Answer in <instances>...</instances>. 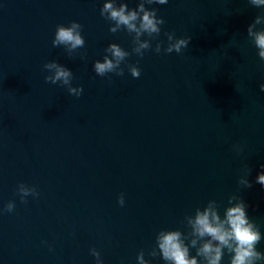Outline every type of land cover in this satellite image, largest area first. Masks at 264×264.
Listing matches in <instances>:
<instances>
[{
    "label": "water",
    "instance_id": "1",
    "mask_svg": "<svg viewBox=\"0 0 264 264\" xmlns=\"http://www.w3.org/2000/svg\"><path fill=\"white\" fill-rule=\"evenodd\" d=\"M105 2L0 0V264H97L92 249L103 264H138L141 251L166 264L149 254L159 231L187 234L185 217L212 200L223 217L233 195L264 237V187L255 183L264 171V61L247 34L264 8L248 0L146 4L165 23L141 58L134 34L110 32ZM122 2L131 10L140 0ZM73 21L85 46L70 57L52 41L58 25ZM165 33L191 40L167 53ZM111 43L132 54L123 76L101 77L94 63ZM51 61L73 72L80 96L45 81ZM245 169L251 188L239 183ZM22 183L39 196L23 202ZM10 201L14 211H4ZM222 264H230L226 249Z\"/></svg>",
    "mask_w": 264,
    "mask_h": 264
},
{
    "label": "clouds",
    "instance_id": "2",
    "mask_svg": "<svg viewBox=\"0 0 264 264\" xmlns=\"http://www.w3.org/2000/svg\"><path fill=\"white\" fill-rule=\"evenodd\" d=\"M255 6L264 8V0H248ZM168 0H140L138 7L129 9L125 2L117 4V0H106L101 15L108 21L114 22L110 27V32L116 33L126 30L129 35H133L132 53L141 58L145 50L152 48V40L157 39L161 33V25L165 23L162 17L157 15V9H149L145 5L167 4ZM264 24V14L256 16L253 23L248 25L247 34L252 43L258 49L259 58L264 61V29L257 30V25ZM83 26L73 21L70 26L58 25L55 38L52 41L53 47L64 46L68 55L79 48L85 46V39L81 34ZM147 34L149 39H141ZM169 41L165 49L167 53H181L188 47L191 37L176 39L174 33H165ZM162 41L158 42L155 51L159 53L162 48ZM107 55L103 61H95L94 71L97 75L104 77L109 73H115L118 76L124 75V69L121 67L132 53L125 50L117 43H111L105 49ZM129 70L134 78L141 75L140 68L129 65ZM44 68L50 72L45 77L46 82L66 86L70 94L80 96L83 93V87H73V72L66 66L51 61L44 65ZM260 90L264 92V83L260 85ZM238 151L242 149L237 146ZM264 169V165H261ZM250 169H245V175L240 177L239 183L245 188H251L253 183L248 179ZM255 183L264 187V171L256 177ZM23 202L29 195L39 196L35 187L29 188L25 184H20L18 188ZM121 206L125 199L123 194L119 198ZM229 207L224 211L223 217L220 214V205L217 201H209L203 209L196 208L194 215L185 217L187 226L191 229L185 234L181 230L162 229L156 237L157 248H153L149 253L152 257L161 256L166 264H222L225 255V249L230 254V264H257L264 261V252L257 250L262 234L257 224L252 221L247 213L248 204L242 197L233 195L229 198ZM15 209V203L9 202L4 211L12 212ZM190 240V244L186 241ZM196 249V255L190 253V249ZM91 253L96 257L97 264H103L100 252L92 249ZM138 264H150L145 259L144 252L141 251L137 257Z\"/></svg>",
    "mask_w": 264,
    "mask_h": 264
}]
</instances>
